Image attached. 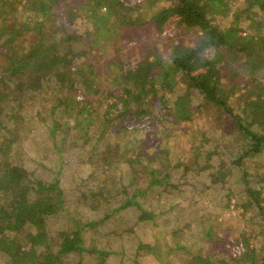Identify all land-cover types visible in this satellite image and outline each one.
I'll return each mask as SVG.
<instances>
[{
    "label": "rangeland",
    "instance_id": "1",
    "mask_svg": "<svg viewBox=\"0 0 264 264\" xmlns=\"http://www.w3.org/2000/svg\"><path fill=\"white\" fill-rule=\"evenodd\" d=\"M27 1L0 2L2 7L6 5L10 15L19 19ZM248 1L226 0V8L222 6L213 14L212 22L220 31L236 27L235 36L226 38L229 44H220L218 50L211 46L200 54L203 58H214L216 66L220 67L219 92L235 109L242 107L249 98L258 97L261 90L258 76H264V9L250 8L249 19L235 20L241 10L247 9ZM125 3L136 5L125 10L127 13L130 11L144 20L139 26L144 28L119 36L122 51L119 53L126 62L143 59L154 47L168 59L177 43L184 44L200 36L201 30L181 28L175 24V18H171L161 29L155 26L152 14L161 5L170 4L169 0H125ZM81 5L78 11L85 13L75 20L78 32L92 30L95 24L106 25L104 18L91 16V8L83 2ZM98 30L94 29L92 33L100 39L103 32ZM254 34L256 37L249 43V36ZM82 41L79 39L77 42L80 43L76 42L75 46L82 48L85 42ZM61 43L67 44L65 41ZM100 43L103 49L106 42L100 39ZM250 44L254 46L256 55L250 54ZM241 45L244 46L242 51L238 48ZM14 46L20 49V44ZM81 60L78 59L75 64L81 69L75 70L71 77L62 81L51 77L50 84L48 82L37 89L25 87L20 91L16 83L0 84V162L6 159L26 170L23 182L31 185L27 192L30 200L41 195L34 189L36 180L46 185L56 182L51 189L59 195L55 199L59 207L44 218L46 238L43 244L33 246L29 242L26 232L35 228L28 223L20 228L5 229L0 237L5 241L13 238L16 244L23 246V251L44 256L58 252L61 231L81 226L83 248L60 253L54 264H161V258L149 248V245L157 244L158 239L162 242L161 251L169 245H185L190 250L188 253L175 246L168 253L166 264H189L191 255L204 256L208 251L209 264H251L248 258H235L236 261L230 258V252L238 254L241 251L242 242L253 249V261L260 264L264 257V153L240 158L250 175L257 174L263 179L249 184L258 190L254 191L255 195L246 193L247 184L242 181L241 172L236 167L231 166L223 180L213 181L212 173L238 154L234 153V147L241 145L239 150L242 151L247 140L232 118L212 103L198 106L192 113L191 121H183L184 116L179 114L178 107L187 100L198 104L203 98L197 89L188 88L187 99L184 96L177 100V91L184 93L188 85L184 73L178 71L173 76L174 90H165L164 97L161 91L155 96L154 93L145 96V105L143 102L142 105L146 112L142 114V120H137L116 111L122 109L120 101L117 95L109 93L118 85L121 88L134 86L132 80L121 76L120 79H111V73L120 75V65L101 60L102 63L98 62L100 72L94 74L90 65ZM18 79L23 85L32 83L27 71ZM156 83L165 86L167 82L157 79ZM89 85L95 108L87 110L88 114L70 98H62V103L56 104L57 99L67 92L74 93L70 87L86 91ZM116 90L118 94L120 90ZM77 97L81 99L83 93H78ZM111 101H117L118 109L109 105ZM130 105L133 109L136 102ZM184 108L187 111L185 104L182 110ZM106 116L110 118L107 120ZM145 116H148L147 119ZM121 119H125L127 128L112 129L114 123L122 122ZM56 120L59 128L54 125ZM84 123L87 130L83 128ZM66 128L63 134L62 129ZM75 133L79 136L78 140L74 139ZM135 138H142V142L146 141L149 146L160 144V148L164 149H159V155L164 153L170 161L179 159L184 163L172 167L170 171L167 169L169 174L164 181L147 188L146 194L138 198L140 206L117 209L105 215L111 211L109 207L121 201V196L117 195L116 200L110 195L106 202L99 200L96 203L95 200L107 194L108 189L115 193L119 183L127 182L131 175L126 159L109 158L112 162L106 164L105 158L111 153L108 152L110 149H118L117 154L125 151V145L130 146ZM151 147L140 155L149 162L147 151ZM126 148V151L132 149ZM209 151L212 154L208 155ZM85 156H88L86 161L83 160ZM184 166H188V170ZM12 194L11 190L0 188V204L10 208ZM46 194L51 197L56 195L51 191H46ZM254 198H261V204ZM140 207L150 212L151 217L140 218ZM211 239L217 240L218 244L211 246ZM89 247L98 250H86ZM156 247L159 248V245ZM99 250L106 253L100 254ZM31 259L27 257L14 264H27ZM10 262L12 260L7 252L0 248V264H13Z\"/></svg>",
    "mask_w": 264,
    "mask_h": 264
},
{
    "label": "trees",
    "instance_id": "2",
    "mask_svg": "<svg viewBox=\"0 0 264 264\" xmlns=\"http://www.w3.org/2000/svg\"><path fill=\"white\" fill-rule=\"evenodd\" d=\"M2 1L3 3H7L8 0ZM82 2L91 8H88L90 9L91 16L102 17L106 21L105 26H99L98 24L92 25V30L99 28L98 31L103 32V37H100V39L106 42L103 49L101 48L99 37H95L92 30L81 33L76 29L75 20L85 13V11H78L82 6ZM169 2L170 4L161 5L152 14L151 20H153L155 26L161 29L171 18H175V24L181 28L201 30L200 36L196 39H189L184 44L182 42L180 44L177 43L174 46L173 52L168 55V59L164 58L158 49L154 47L149 53L151 57H148V55L141 60L133 59L132 63L131 61H124V56L119 53L122 52L119 36L144 28V26L139 27L144 22L141 17L134 16L130 11L127 13L128 10L136 6L134 4H126L125 0H28L18 19L16 16L10 15L9 11L7 12V7H5L6 5L2 7L0 2V37H2L0 41V84L6 82L16 83L20 91L25 87L37 89L48 83L51 77L59 81L71 77L75 70L79 71L81 69V67L75 66L78 59L85 60L90 65L89 67H91V71L94 74L97 71L100 72L98 62L104 60L108 64H117L121 67L119 71L121 72L120 75L115 76L113 75L114 73H111V79L113 77L120 79L121 76L124 79L132 80V83H134V86L122 88L118 85L109 91L110 94L117 95L120 101V107L122 109L116 111L120 112L121 115L126 113L130 118L133 116L137 120H142L144 118L142 114L146 112V109L142 105V102L145 105V96H150V93H154L155 96L161 91L164 97L166 95L165 90H174L173 76L178 71L182 72L187 76L188 85L183 91L184 93L177 91V100L180 101L184 96L187 99L186 94L188 88L197 89L200 95L203 96L198 104H193L190 100L182 103V105L185 104L187 111L185 108L182 110V105L178 107L179 114L184 116L183 121H191L192 113L198 109V106L205 103H212L232 118L235 126L247 140L242 151L239 150L241 145L234 147V153L238 154L233 156L229 163H223L220 168L212 173L213 181L223 180L222 177L233 166L241 172L240 177L247 184L245 188L246 193L255 195L254 191L257 192L258 190L252 188L249 184L253 180L256 182V180L263 179L257 174L250 175V172L244 166L243 160L240 158L255 153H264V76H258L259 83H261V90L258 97L256 96L255 99L249 98L242 107L237 109L230 106L231 104L227 102V98L223 97L219 92L220 67L216 66L214 58H203L200 55L203 50L211 46L216 47L215 49L218 50L220 44L224 42L229 44L226 38L232 39L235 36L236 27L222 32L212 22L213 14L219 11L222 6L226 5V0H169ZM250 8L264 9V0H249L247 9H244L246 11L241 10L235 16V20L240 21L242 18L249 19V15L251 14L249 11ZM255 37L256 34L251 35V37L249 36V43ZM76 39H83L85 41L82 48H77L78 45L75 46L78 41ZM87 40L89 42L88 44ZM64 41L67 44L63 45L61 43ZM262 43L264 46V39ZM16 44H20L19 50L15 49L14 45ZM238 48L241 51L242 49L244 50L243 45ZM249 48L251 50L250 54L256 55V51H253L254 46L250 44ZM26 71L29 73V79L32 82L30 85H23L18 79ZM157 79L167 83L165 86H158L156 83ZM71 90L74 93L70 92L68 94L67 92L63 97L57 99L56 104L62 103V98H70L76 101V104H80L83 107L80 109L82 111L87 112V110L91 111L95 108V103L90 97L92 94L91 85H89L86 91L78 87H70ZM115 90H120V92L116 94ZM80 92L83 93L81 99L77 97V94ZM122 93L124 95H121ZM132 100L136 102V106L133 109L130 105L133 102ZM117 101H111L109 105L114 107V109H118ZM109 111L110 109L107 110V113ZM147 117L145 116V119ZM104 118L108 120L110 117L106 116ZM121 121L120 123H114L111 128L115 131L126 129L127 122L125 119H121ZM137 123L139 122L137 121ZM54 125L56 128H59L57 120ZM83 128L87 130V124L84 123ZM135 128H137V124ZM62 131L64 134L67 128L65 130L62 129ZM145 131L149 132L148 129ZM77 137L79 136L76 134L74 139L78 140ZM142 140V138H135L130 146L125 145V151L123 150L119 154H117L118 149H110L108 151L111 153L107 156L108 158H105L104 162L110 164L112 161L109 158L126 159L131 175L127 182L123 184L119 183L118 187H115V193H111V190L108 189L107 194H103L95 200L96 203L99 200L106 202L110 195L114 196L116 200H118L117 195L121 196V201L113 207H109L111 211H107L105 215H110L117 209L121 210L129 206L137 205L139 196L146 194L147 188L154 184H160L164 181V178L168 177L169 172L167 169L170 171L172 167L180 166L184 163V160L179 159L170 161L164 153L159 155V149L163 148H160V144L151 145V147L146 145V141L142 142ZM5 147L3 146V148ZM126 147L132 149L126 151L128 149ZM150 147L152 149L147 151V153L151 162L140 156L144 150ZM209 152L208 155L212 154L211 151ZM87 158L88 156H85L83 160L86 161ZM1 161L0 188L11 190L13 198L10 203V208H6L0 204V233H3L5 229L20 228L28 223L35 228L34 231L26 232L29 242L33 246L43 244L46 238V233H44L45 215L55 212L59 207V203L55 201L59 195L51 189L55 186L56 182H54L55 184L49 183L46 185L44 182L36 180V187L34 189L41 195L30 200L27 192L31 185L29 186L23 182V179L27 175L26 170L22 166L8 162L6 159H2ZM184 168L188 170L189 167L184 166ZM46 191L54 192L56 195L51 197L46 194ZM230 199L231 197L228 202ZM254 200L258 204H261V198H254ZM111 205L109 204V206ZM144 217H151V213L141 208L140 218ZM81 229L82 227L79 226L71 231H61L62 239L60 248L54 254L49 253L42 256L39 253L35 256L32 252L23 251V246L16 244L13 238L5 241L0 237V248L7 252L9 259L11 258L12 260L10 263L13 264L27 257L32 258L27 264H54L55 259L60 253H67L83 248ZM222 239L224 240V237ZM157 241L159 248L156 247L157 244L149 245V248L153 254L156 253V256L161 258V264H166L169 261L168 253L171 249L174 250L175 246L190 253V250L185 245H169V247L161 251L160 245H162V242L159 239ZM211 241V246L218 244L215 239H211ZM240 247L241 251L238 254L235 251L229 253L230 258L234 260L235 258H248L250 259L249 263L257 264L253 261V249L247 243L244 244L243 242ZM86 250L93 251L98 249L89 247ZM99 253L105 254L106 252L99 250ZM209 254L210 252L208 251L204 256L198 254L191 255L189 264H209ZM261 261L260 264H264V257L261 258Z\"/></svg>",
    "mask_w": 264,
    "mask_h": 264
}]
</instances>
